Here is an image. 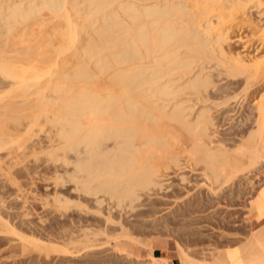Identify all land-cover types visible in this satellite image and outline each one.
<instances>
[{
  "label": "bare ground",
  "instance_id": "1",
  "mask_svg": "<svg viewBox=\"0 0 264 264\" xmlns=\"http://www.w3.org/2000/svg\"><path fill=\"white\" fill-rule=\"evenodd\" d=\"M224 124L228 138L216 133ZM41 125L46 138L36 140ZM32 143L53 146L37 158L58 183L52 201L31 197L59 202V216L44 211L54 218L72 211L71 231L50 227L60 244L54 233L33 235L45 213L35 224L29 201L15 207L3 199V187L10 195L19 188L9 169L15 152ZM180 149L203 182L166 201L155 195ZM262 166L264 0H0V207L16 208L5 218L0 212L6 243L68 259L113 239L121 253L124 240L144 244L136 235L150 222L144 216L167 209L153 220L174 216L193 235L200 227L190 225L211 219L217 233L194 234L193 252L178 245L182 264H264V177L239 204L243 233L227 227L236 205L216 198ZM140 260L173 264L151 251Z\"/></svg>",
  "mask_w": 264,
  "mask_h": 264
},
{
  "label": "rangeland",
  "instance_id": "2",
  "mask_svg": "<svg viewBox=\"0 0 264 264\" xmlns=\"http://www.w3.org/2000/svg\"><path fill=\"white\" fill-rule=\"evenodd\" d=\"M247 109L248 110L252 109V106L249 105V108H247ZM228 126H229L228 124H224V125H222L220 127L218 126L219 130L217 129L218 130L216 132L217 135H219L220 133H225V134H222V136L220 135L219 137L228 138L227 135L230 136L229 135L230 133L229 134L227 133L229 131ZM38 128L39 129L37 130V134L33 138L36 139V140L46 138L45 126L41 125ZM223 135H226V136H223ZM40 146L41 145H39L37 143L24 144V145H21L17 149V151L15 152L16 156L13 158V161H16V163L11 164L9 169H10L12 177L14 178V182L15 183H19V188L17 189L16 193H13V194L10 195L8 187H5V188L1 187L3 189V193L2 194L4 195L3 199H4V201L6 203H12V204H15V205L17 203L18 204L20 203L19 204V206H20L21 202H24V200L27 203L29 201V204L31 205L30 208L33 207L31 209L32 210V214L31 215L34 217L33 220H34L35 224L38 223L39 217H41L42 219L45 216L47 217L50 214V212H52L53 210L56 211V208L59 209L60 205H61L57 201H55V202L58 203V204L56 203L57 206L54 205V203H51V201L53 199V196L55 198L56 187H54V186H55L56 183H58V182L54 181L55 180L54 178H56V180H58L57 177L55 176V174H56L55 170L53 168L51 169L49 166H47L48 163L43 162V161H41V160H39L37 158V156L39 154H41L42 151H45V150L50 149V148H53V146H48V147H44V148H40ZM181 151H183L182 153L185 152L183 149H180L179 152H181ZM180 155L181 156H180V161H179L178 165H174L173 167H171L168 170L167 174L162 177L163 178V182L162 183H164L163 184V188L159 189V191H157V194L155 195L157 197H161L162 199H165L166 201L175 199V194L180 195L183 192L184 186L188 187V188L190 187L191 191L193 192V191L198 190V185L197 184H200V183L203 182L202 181V176L199 174L198 169L192 168V166L190 165V161L186 159L187 157L185 155H187V153L185 152L184 155H182L180 153ZM42 163H45V164L43 165ZM45 167H47V168H45ZM183 175H185V177H186L185 180L182 179ZM53 176H55V177L53 178ZM263 177H264V166L259 167V169H255L254 171L250 172L248 175L244 176L241 180L236 181L232 188H227V189H225L223 191H220V193H218L216 198L221 200L222 203H224L226 201H228V202L232 201L234 203L233 206L236 205L235 207H232L234 209V211L237 212V214H234L233 218H231L232 219V223H234L233 224L234 226H232V223L228 220L227 227L231 228L232 230H233V228H235L238 231H240V233H243L247 229L246 225L244 226V223L245 224H247V223L243 222L244 221L243 217L245 216V214H244L245 209L241 208L244 205L241 206V207H240V205L243 204V203L245 204L246 202L244 201V198L247 201L250 198V196L252 195V192H255L254 190H256L261 185ZM56 186L59 187V184H57ZM62 186L59 187V188H66L69 185L67 184V185H65V187H62ZM47 189L49 191H47ZM46 191H47L48 194H50L49 196L46 193ZM53 191H54V193H53ZM1 192H2V190H1ZM32 194H34L33 196L36 195L37 197H39V195H41V197L44 196V195H47L45 198L44 197L43 198L44 199H46V198L47 199L48 198L51 199L50 204H53L54 206H56V208L53 209V207H54L53 205L51 206V205L47 204L48 200H46L45 203H44V201L41 200L42 198L39 197V198H41L40 199L41 202L44 203L42 205L43 207L41 208L40 200L38 198H36V200H34L33 196L31 197ZM0 195H1V193H0ZM241 198H243V199H241ZM177 199L181 200L182 197H178ZM18 204L16 206L13 205V207L14 206L17 207ZM38 205H39V207H38ZM47 205L49 207L51 206V208H50V210L52 209L51 211L48 208V211H50V212H48V211L44 212L45 208L48 207ZM58 205H59V207H58ZM237 206H239L240 208L237 207ZM11 207H12V205H11ZM11 207L10 208H6L5 210L2 207H0V208H2V209H0V212L3 215L4 211H5V213H6L7 210L10 211L9 209H12ZM20 207H19V210H20ZM158 207H162V206H158ZM243 208H245V207H243ZM15 209H12V210H15ZM12 210H11V212L16 215L17 214V213H15L16 210L15 211H12ZM46 210H47V208H46ZM210 210H213V208L210 209ZM17 211H18V208H17ZM40 211H41V213H40ZM58 211L60 212L61 210H58ZM61 212L57 213V211H56L57 215L61 214ZM70 212H72V211H67V213H66V211L63 212L62 213L63 215L66 213L64 215L65 217H61L62 215H60V217L62 219V223L65 220L66 223L70 222V224H67V225L63 226V224L61 223L60 217H58L59 215L57 216L55 214V212H54L53 215H55V218L57 220L56 221L57 225L55 223L54 216L52 217V215L50 214L49 219H50V217H52L53 219L51 218V220H49V219H47L45 217V220L46 221L49 220V222L47 221L48 223H46L45 220H43L42 223L39 222L38 225L40 226V229H38L39 228V226H38V228H37L38 231L34 232L36 229L33 228L32 231L35 229L33 231V233H36V234H33V235H35L37 237L41 236V237H43L45 239H47L48 237L52 238L53 235H54L55 236V237H53L54 241H55L56 237H57V239H59L60 237L56 236L55 233H58L61 230L60 228H62V227L67 228V229H69L68 231H71L73 229L72 228L73 224L71 223V220L69 219V218H71L70 217V214H71ZM5 213H4V216H3L4 218H5ZM10 213H8L7 215H9ZM165 213H168L167 209H162L161 211L157 212L155 215L153 214V215H150V216H144L145 219H147V221H150V222H148V224H146V225H143L144 227H142V229L141 228H137V230H136L137 234L136 235H139L140 240L144 241V244L146 242L145 246L141 242L143 245L139 244L138 247H135V246L132 247L130 245L131 246L130 247L127 244L128 241L124 240L122 242V247L124 249L127 248V249H130V251L132 250V252H134V254L130 253V255L134 256V258L136 257L134 259L135 261H133V262H132L133 258H131V260H129V261L126 259V258L129 257V254L127 253V249L126 250H119L121 253L117 252V248H115L116 250H114L113 247L116 246V245H114V244H116V242H115V240L113 241V239H111V241L107 240V242L109 241V243H108L109 246H108V244H104L103 243V244H101L99 246H96V251H92L91 250L92 254H93V252L96 253V254L94 253L95 255H93V256H92L91 251H90V252L87 253L88 254V257H87L86 252L82 250V251H80V253H77L76 255H73V254H72L73 256L70 255L68 257V259H64V258L62 259V257H60V256H62L63 254L59 255L58 252H55L57 254H55V253L53 254V253L50 252L49 255L45 252L48 256L47 255L45 256V253L42 252L41 255H39L40 257L38 256V252L37 251H32L31 250L29 252L28 251L25 252L26 253L25 254V253H23L21 251V247L16 246V245H18L17 243H19V242H17V240H15V242H17L16 244H14L15 243L13 241L14 239L12 240L13 242L9 241V243H11V244L6 243L8 241H6V239H5L6 237L3 238V234L4 233L3 234L0 233V264H61L63 262L65 263L66 261H68V264H131V263L132 264H141L144 260L141 262L140 259H147V258L150 257V251L152 253L153 247H150V248L148 247V242H149L150 239H151L150 243H153L155 246H159L161 248L160 249L161 251L157 255L166 256L167 257V260H166L167 262L171 261L173 264H182V259H181L182 257L178 253L179 252L178 251V245H182L183 247H186V248L189 247L187 249H190L189 251L193 252L194 249L192 247L193 245H191V243H192L191 239H192L194 234H196L194 236V238L198 239V240H201V238L203 237V236H201L202 235L201 233H203V234L204 233L211 234L210 235L211 238L217 236V233H215V231H211V229H208L209 225H211L210 224V222L212 221L211 219H207L206 220V218H205V219H202L200 222H197L198 224H193V226L190 225V227H200V230L193 232L194 233L193 235L192 234L188 235V233H186V227H182L181 226L182 224L177 220V218L174 219V216H173V218L171 217L173 220L171 218H169V221H168V219H166L165 221L163 220V221H159V222L158 221L155 222V220H153L156 217L164 216ZM206 213L207 212H204V213L201 212L200 215H205ZM2 215H0V216H2ZM7 215H6V218H8V219L10 218L9 216H11V217L15 216L13 214L9 215V216H7ZM235 215H237V216H235ZM56 216L58 217V219H57ZM66 216H69V218L68 217L66 218ZM144 217H142V218H144ZM234 217L235 218L238 217V218L235 219ZM240 217L243 220L240 219ZM14 218L16 219L17 217H13L12 220L11 219L10 220H11V222L14 221V223H16V220H14ZM64 218H66L67 220L64 219ZM234 219H235L236 222L234 221ZM52 220H54V221L52 222ZM151 220H153V221H151ZM209 220H211V221H209ZM240 220H242V224H241ZM17 221L19 222L18 218H17ZM45 223L48 224V225H45ZM50 223H51L52 226H49ZM53 223H55V224H53ZM59 223H60V225H59ZM66 223H64V224H66ZM145 223H147V222H145ZM211 223H213V221ZM27 225L28 224H26L27 232L30 233L31 229H29V231H28ZM61 225H62V227H61ZM68 225H70V226L67 227ZM17 226L19 227V224H17ZM53 226H55V227H53ZM58 226H60V228ZM175 226H177L176 228H178V227L179 228L176 229V228H174ZM211 226L213 227V225H211ZM50 227H51L52 231H54L55 233L51 231ZM57 228H59L60 230L57 229ZM183 228H184V230H183ZM55 229H57L59 231L57 232V230H55ZM172 230H174V231H172ZM212 233H214V234H212ZM31 234L32 233H30V235ZM197 234H198V236H197ZM142 236H143V238H142ZM190 236H191V238H190ZM145 238H146V240H144ZM104 240L106 241V239H104ZM58 241L60 243L61 242L63 243V239H62V241H61V239H59L56 242L59 243ZM157 243H162V245L164 244V248L165 249L163 247H161L160 245H156ZM112 244H113V247H111ZM188 244L191 245V246H189ZM194 248H195V246H194ZM112 249L114 250V252H113ZM94 250H95V248H94ZM32 252H34V253H32ZM27 253H31L32 255L30 254L31 255L30 256ZM43 254H44V256H43ZM89 254H91V256ZM136 254H138L140 256L139 260H140L141 263L139 262V260H138L139 257ZM55 255H59V256L57 257ZM112 255H113V257H112ZM127 255H128V257H126ZM71 256H72V258H70ZM63 257H64V255H63ZM84 257L87 258V259H85ZM92 258H94V260ZM144 263H146V261H144L142 264H144ZM65 264H67V262Z\"/></svg>",
  "mask_w": 264,
  "mask_h": 264
},
{
  "label": "crops",
  "instance_id": "3",
  "mask_svg": "<svg viewBox=\"0 0 264 264\" xmlns=\"http://www.w3.org/2000/svg\"><path fill=\"white\" fill-rule=\"evenodd\" d=\"M158 245L162 246L164 248V245H162V243H157ZM156 244V245H157ZM161 248L159 246H155L153 249H152V253L153 255H157L161 250ZM165 249V248H164ZM159 256V255H158Z\"/></svg>",
  "mask_w": 264,
  "mask_h": 264
}]
</instances>
